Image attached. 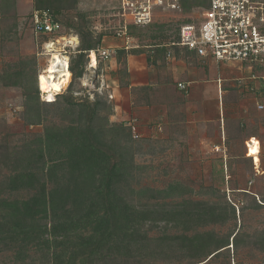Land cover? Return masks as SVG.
Segmentation results:
<instances>
[{"label":"rangeland","instance_id":"374dc122","mask_svg":"<svg viewBox=\"0 0 264 264\" xmlns=\"http://www.w3.org/2000/svg\"><path fill=\"white\" fill-rule=\"evenodd\" d=\"M72 2L70 0L64 6L59 16L63 29L53 35L40 36L34 31L32 18L36 0H1L0 154L6 148L11 151L35 140V136L43 135L47 126L78 123L79 116L72 109H85L87 117L89 110L81 103L88 100L94 104L97 101L100 118L94 122L95 125L110 122L127 123L128 126L134 124L136 127V132L131 133L133 174L127 192L137 214L148 210L149 197L158 190L166 191L163 197L167 201L171 197L182 198L186 193L215 207H222L224 205L221 204L227 201L235 208L236 219L225 226H205L201 231H213L222 237L240 231V249L237 254L230 246V262L264 264V250L251 244L255 235L264 230V207L256 209L253 199L259 204L264 201V111L257 109L255 93L247 90L253 85L249 81L251 72L238 65L217 64L213 60H202L187 54H181L182 59L168 60L163 50L155 49L153 53L150 49L173 38L188 13L162 12L157 15L154 25L134 29V37H105L103 48L115 49L116 53L122 48L128 49L121 60L116 61L113 57L104 62L100 70L98 61L96 68L88 66L84 77L73 81L74 101L85 108L79 105L71 107L62 98L58 99L57 105L40 101L44 122L37 125L35 119L34 125H30L33 108L28 106L26 96H33L36 90L42 91L40 75L48 71L54 54L51 51L57 52L63 60L68 59L69 63L70 52L65 53V48L69 44L71 51H75L81 38L79 27L96 39L118 20L114 11L115 0H78L71 5ZM71 23L77 27H69ZM162 25L166 26L167 38H155ZM138 46L143 54L130 56L129 50ZM171 50L175 51L174 48ZM154 61L156 65L152 64ZM116 64L120 71L126 68L128 71V66H132V88L123 87L116 80L113 71ZM198 71L203 75H199ZM218 78L222 82L219 83ZM62 79L59 77L58 81ZM70 79L63 80L66 82L60 95L67 94ZM179 80L193 83L189 88L187 86V90L178 89L179 92L175 87H166L173 81L178 84ZM147 81L159 82L162 91L167 94L169 107L162 101L154 107L138 106L132 90L144 86L139 84ZM60 90H54V95ZM54 95L50 101L54 100ZM236 130L239 132L237 135ZM250 130L251 133L254 131L252 135L255 139L245 137ZM228 141L234 144L229 147ZM7 173L6 168L0 166V179H4ZM172 185L175 190L170 188ZM166 194L171 197L168 199ZM24 195V192L19 193V199ZM145 227L149 229L151 225L146 224ZM166 231L169 234L177 232L171 226ZM154 234L155 231H150L151 236ZM143 255L147 256V252ZM11 256L10 253L0 256V262L11 264ZM144 259L151 260L149 257ZM45 263L48 264V261L40 260L37 255L29 262ZM189 263L177 253L171 264ZM205 263L224 264L225 259L218 257ZM114 264L125 263L119 257Z\"/></svg>","mask_w":264,"mask_h":264},{"label":"trees","instance_id":"16d2710c","mask_svg":"<svg viewBox=\"0 0 264 264\" xmlns=\"http://www.w3.org/2000/svg\"><path fill=\"white\" fill-rule=\"evenodd\" d=\"M36 1L35 11L48 13L63 29L59 16L70 0ZM77 2L73 0L71 5ZM116 6L115 2V14ZM208 6V0H180L181 14L188 13L187 16ZM118 22L96 39L83 28H78L81 38L75 51L70 50V72L66 81L71 78V82L69 80L67 94L57 95L51 103L42 102L57 105L58 99L62 98L71 107L84 104L89 110L87 117L85 109L73 108L72 111L79 116L78 123L47 126L43 135L35 136V140L11 151L9 148L1 151L4 155L0 154V166L8 173L0 179V256L10 253L11 264H29L36 255L48 264H114L119 257L125 264H171L180 253L190 261L189 264H207V260L214 261L218 257L225 259L224 264H232L229 260L230 246L238 254L240 231L222 237L213 231H201V228L225 226L236 219L235 208L227 201L221 204L224 205L222 207L210 206L187 195L189 193L179 199L166 194L168 199L171 197L167 201L163 197L166 191L158 190L149 197L148 210L137 214L127 192L133 174L132 127L127 123L110 122L97 126L94 122L100 118L99 102L90 104L86 100V103L79 104L74 101L73 81L84 77L91 51L102 46L105 37L116 35ZM185 22H188L187 18ZM69 27L77 26L71 23ZM165 27L159 26L155 38H167ZM180 27L173 38L152 46L153 53L155 49L163 50L167 58L174 48L175 59H182L181 54L198 58L185 48L171 47L180 41ZM134 29L141 28L130 27L128 36H135ZM139 50L140 46L129 50L130 56L143 54ZM116 54V61L121 60L126 56V49L122 48ZM105 63L99 60V70ZM114 74L121 86L132 88L127 68L124 71L117 68ZM166 87L180 90L174 81ZM35 92L33 96H26L28 106L33 108L31 126L35 119L37 125L44 122L40 91ZM132 94L138 106L154 107L162 101L169 107L167 94L159 82L151 81L149 85L135 87ZM253 132L247 131L245 137H255ZM235 134L239 132L236 130ZM227 144L231 147L234 142L228 141ZM170 188L176 189L174 185ZM22 192L25 195L19 199L18 194ZM253 199L256 209L264 207V201L259 204ZM146 224L151 225V230L146 229ZM169 226L177 232L169 234L166 231ZM150 231H155V234L151 236ZM252 243L264 250V230L255 235ZM144 252L147 256L143 255Z\"/></svg>","mask_w":264,"mask_h":264},{"label":"built area","instance_id":"2783aa9c","mask_svg":"<svg viewBox=\"0 0 264 264\" xmlns=\"http://www.w3.org/2000/svg\"><path fill=\"white\" fill-rule=\"evenodd\" d=\"M115 1L117 2L115 17L119 20L114 36L116 39L128 37L129 28L132 26L144 28L155 23L159 13L182 12L180 0ZM208 2L207 8L201 7L198 13L187 16L188 22L180 27L179 43H173L171 47L185 48L202 60H213L224 65L234 64L249 70L251 72L249 81L253 85L251 84L252 87L247 90L255 93L258 100L257 109L260 112L264 111V103H261L264 102V0H208ZM32 18L37 35L49 36L59 33L61 29L46 12L35 11ZM68 45L65 53L71 50ZM93 55L97 63L100 59L108 62L115 57L116 50L100 46L97 50L91 51L89 68L93 65ZM167 59H175V52L171 50ZM218 82H222L220 78ZM179 88L187 90V85L179 84ZM60 93L54 95L53 102ZM47 96L44 91L40 92L41 101L51 103ZM130 126L135 133V125Z\"/></svg>","mask_w":264,"mask_h":264},{"label":"bare ground","instance_id":"6f19581e","mask_svg":"<svg viewBox=\"0 0 264 264\" xmlns=\"http://www.w3.org/2000/svg\"><path fill=\"white\" fill-rule=\"evenodd\" d=\"M51 52H53L54 54H53L52 60L49 63L48 71L47 73L42 74L40 78L41 90L44 91L47 95H49V97L47 96L48 100L53 98L54 90L61 89L60 92H62V90L64 89V84L66 81L63 82V80L66 79L65 76H67V75H64V73L66 74V72H68L67 66L69 65L68 59L63 60L61 56L57 54V52L56 53L55 51H51ZM92 57H93L92 67L94 68L97 66V60L94 55ZM59 77L64 78V79H62L61 81H58ZM257 166L259 167L260 165H257Z\"/></svg>","mask_w":264,"mask_h":264},{"label":"crops","instance_id":"0c3cea01","mask_svg":"<svg viewBox=\"0 0 264 264\" xmlns=\"http://www.w3.org/2000/svg\"><path fill=\"white\" fill-rule=\"evenodd\" d=\"M114 60H116L115 59V57H114ZM129 68H128V72L130 73V75H131V78H130V82H131V87H132V85H133V75H132V73H133V68H132V66L131 65H129L128 66ZM116 68H117V64L115 65V69L113 70V71H116ZM68 71H69V68H68ZM70 72V71H69ZM199 75H203V72H200V71H198L197 72ZM41 76V75H40ZM117 81H118V79H116ZM119 82V81H118ZM149 81H147L146 83H144V84H139V85H144V86H146V85H149ZM192 81H187V80H182V81H180L179 80V82H178V85L179 84H184V85H187L188 86V88L192 85ZM182 90V89H181ZM252 139V138H251ZM253 139H255V137H253ZM248 152H249V150H248ZM259 157V156H258ZM252 158H256V156H253ZM260 158V157H259ZM260 162H261V160H260Z\"/></svg>","mask_w":264,"mask_h":264}]
</instances>
